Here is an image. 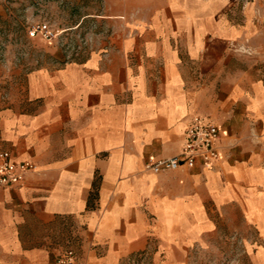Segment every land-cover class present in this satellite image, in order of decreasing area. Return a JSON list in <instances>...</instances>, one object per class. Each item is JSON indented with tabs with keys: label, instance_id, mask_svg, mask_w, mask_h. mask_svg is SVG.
I'll return each instance as SVG.
<instances>
[{
	"label": "crops",
	"instance_id": "1",
	"mask_svg": "<svg viewBox=\"0 0 264 264\" xmlns=\"http://www.w3.org/2000/svg\"><path fill=\"white\" fill-rule=\"evenodd\" d=\"M99 2L81 56L19 82L0 61V149L36 164L0 186V264H186L229 204L264 248V0ZM195 115L227 130L224 158L146 169Z\"/></svg>",
	"mask_w": 264,
	"mask_h": 264
},
{
	"label": "rangeland",
	"instance_id": "2",
	"mask_svg": "<svg viewBox=\"0 0 264 264\" xmlns=\"http://www.w3.org/2000/svg\"><path fill=\"white\" fill-rule=\"evenodd\" d=\"M99 4V0H0V61L19 82L36 66H54L81 56L103 32L96 17H83L98 10ZM36 22L50 25L58 33L56 38L49 42L41 35L31 36L29 28ZM211 214L217 228L189 247L186 264H264L257 230L245 222L237 205L213 208ZM151 261L147 257L138 264Z\"/></svg>",
	"mask_w": 264,
	"mask_h": 264
},
{
	"label": "built area",
	"instance_id": "3",
	"mask_svg": "<svg viewBox=\"0 0 264 264\" xmlns=\"http://www.w3.org/2000/svg\"><path fill=\"white\" fill-rule=\"evenodd\" d=\"M242 1L243 4L250 2V0ZM29 34L41 35L51 42L58 33L47 23L36 22L30 26ZM226 133L227 130L223 125L208 117L195 115L185 129V140L180 152L166 158L151 154L147 157L145 167L154 172L196 164L213 168L224 158L222 140ZM35 167L33 160L17 159L11 150L0 149V186H14L21 183ZM56 264L89 263L79 260L74 249L66 248L57 254Z\"/></svg>",
	"mask_w": 264,
	"mask_h": 264
}]
</instances>
